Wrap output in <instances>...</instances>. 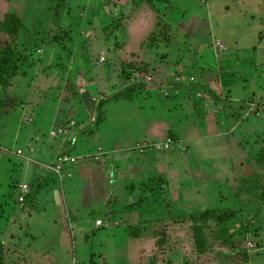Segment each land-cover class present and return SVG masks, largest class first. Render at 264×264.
<instances>
[{
  "label": "rangeland",
  "instance_id": "1",
  "mask_svg": "<svg viewBox=\"0 0 264 264\" xmlns=\"http://www.w3.org/2000/svg\"><path fill=\"white\" fill-rule=\"evenodd\" d=\"M172 7L184 14L169 16L166 11ZM173 39H181L177 51L183 67L197 78L205 74L208 80L204 90L221 99L225 92L221 86V62L216 60L213 43L220 42L231 52L227 66L237 71L238 77L247 76L241 73V65L246 62L242 64L238 52H249L260 42L264 48V0H0V61L8 59L6 64L0 63V264L26 263L22 250L11 254V249L16 248L5 242L16 232L21 246L31 250L39 245L44 249L41 258L45 262H102L106 228L99 207L96 167L103 161L98 159V153L94 154L96 145H90L77 160L70 152L86 141L87 133L105 123L106 101L101 99L109 93L115 91L109 95L112 102L120 96L128 100L137 91L143 99L148 89L160 91L159 85L178 75L172 62L168 63L170 70L161 68L167 58L175 57L173 49L163 46ZM146 76L151 80L147 81ZM261 89L260 96L255 95L258 91L246 93L248 112L231 116L221 135L201 132L194 143L182 142L189 144V150L212 153L224 167L228 162L245 163L242 176V169L235 171V185L230 181L221 186L223 197L227 199L229 195V200L223 208L207 215L197 231V243L193 229L197 221L189 213L184 226L162 224L159 220L128 224L130 228L124 229L128 236L139 235L154 250L169 248L173 251L168 255L172 264L246 262L248 222L257 216L264 196V86ZM86 97L92 102H87ZM83 111L94 113L95 118L92 128L85 132L69 126V120L80 119ZM96 117L99 125H95ZM217 117L214 115V119ZM58 118H67L62 128L69 131L65 133L70 141L59 148L54 159L49 158L47 166L27 164L29 148L45 145L49 132L60 126ZM205 121L210 125L214 120L207 116ZM235 123L237 126L231 129ZM57 131L51 135H60L65 141L64 133ZM168 137L173 138L170 134ZM182 143L172 144L171 148L178 151ZM78 163L83 170L76 169ZM57 165L60 170L72 168L76 176L88 172L85 179L78 177L84 181L78 194L80 203L74 204L79 206L78 217L67 215L74 210L70 202L57 205L52 198V188L58 181L51 172ZM224 170L228 174L229 170ZM152 175L153 184L162 185L161 176ZM15 180L30 187L31 193L23 203L17 202ZM246 206L250 207L248 215H243L242 208ZM96 220L101 221L100 227L95 225ZM178 232L184 236H178ZM196 245L203 251L200 255L196 254ZM120 257L119 264H129ZM146 258L142 257V263H169L167 258L159 261L163 258L158 254L149 257L152 261Z\"/></svg>",
  "mask_w": 264,
  "mask_h": 264
},
{
  "label": "crops",
  "instance_id": "2",
  "mask_svg": "<svg viewBox=\"0 0 264 264\" xmlns=\"http://www.w3.org/2000/svg\"><path fill=\"white\" fill-rule=\"evenodd\" d=\"M207 11L212 13L210 9ZM166 13L175 18L184 14L175 7L167 9ZM201 25L203 26L200 28L202 27L203 30V21H201ZM176 39L171 40L167 45L163 44L167 49H173L175 57L174 59L167 58L166 63L162 64L161 68L170 70L168 63L172 62L174 71H178L176 73L178 75L174 74L176 77L168 78L167 81L159 85L161 86L160 91L148 89L143 94L145 96L143 99L142 94L137 91L132 92L128 100H123L122 96L118 97L113 101V104L109 95L114 94L115 91L109 93L107 98L101 99V101H106L103 106L106 115L105 123L93 132L87 133L86 141L77 144L74 152H70L72 158L77 160L81 158L79 155L83 151H88L90 145L91 147L96 145L94 154L98 153V159L103 161L100 167H96L100 180L99 207H101L100 213L104 216L103 226L106 228L103 235L105 240L103 260L98 264H119L121 262L120 255L124 257L126 263L133 264L132 261H134V264H144L142 257H147L149 262L152 261L149 260V257L154 254L163 258L159 261L164 262L162 260L167 258L169 262L170 257L168 255L173 254V251L169 248L154 250L149 242H142L138 238L139 235L128 236L124 230L126 226L132 223L138 225L143 221L152 222L155 220H159L162 224H178L177 227L183 224L184 226V222H187L188 213L193 216L206 210L213 212L223 208L229 200V195L225 196L227 199L223 197L224 188L221 186L229 184L230 181L232 184H236L234 174L238 168L239 170L242 169L240 175H243L244 162H228L224 167L220 164L221 160L214 159L212 153L198 152L195 148L189 150L190 146L187 143H194L201 132L213 136L221 135L222 129L231 121V116H240L243 110L244 114L248 112L249 104L245 99L246 93L252 94L253 91H258L255 95L260 96L262 94L261 85L264 86V74L261 73V70L264 69V62H262L264 61L263 44L259 41L260 45L251 51L238 52L242 64L246 62L244 66L241 65V73L247 75L238 77L237 71L227 66L231 52L227 51L226 46H223L222 43H213L216 60L219 64L221 62L220 68L223 76L221 86L225 91L222 92V98L217 99L204 90V84L208 80L205 74L201 75L199 79L183 67L184 62L177 51L182 43L181 39ZM234 55L236 56L237 53ZM152 85L156 86L155 83ZM223 93H226V96ZM86 99L87 102H92V99L89 101L87 97ZM124 104L127 106L124 107ZM111 105L115 107H110ZM220 110L221 114L218 115ZM83 113L80 119L69 120V126H76L77 129L84 130V132L90 130L92 128L91 122L95 120L94 113L92 114L90 111H83ZM214 115L219 116V118L214 119ZM207 116H211L214 120L211 121L212 124L210 123V125L209 122L205 121ZM66 119L58 118L60 126L58 125L56 128L62 131L66 130L62 128V123H65ZM235 126L237 123L231 129ZM55 131L49 132V138H47L45 145H41L38 149L29 148L27 164L35 163L37 166H47V162L54 159L59 148L70 141L67 140L68 135L66 133H64L65 141L60 135L53 137L51 133L55 135ZM66 132L69 131L66 130ZM169 134L173 136V138L170 137V147L167 150L158 149L157 147L160 148ZM185 140L187 143L183 144L182 142ZM177 142L183 144L178 151L171 148L172 144ZM144 143L150 147L139 150ZM130 146L133 150L130 149ZM65 169L57 170L55 166V170H53L55 172H51L56 178L55 180L58 181V185L52 188V191L58 192L59 202L53 200L57 205H65V203L70 202L69 207L72 206L74 210L67 215L74 214L78 217L79 206H74V204L80 203L78 194L80 195L79 191L83 181L79 180L78 177L85 179L88 172L85 174L84 171V173L81 172L76 176L72 168ZM76 169L83 170V165L78 163ZM224 169L229 170L228 174H225ZM21 173L22 171L18 174ZM38 173L37 171L35 175ZM152 173L161 176L162 185L153 184ZM127 182H132L134 185L128 187ZM107 185L109 189L106 187ZM225 191L228 192L227 189ZM76 194L77 196H75ZM260 200L257 216L248 222L249 242L244 264H264V196ZM249 208V206L243 207L242 214L248 215ZM98 221L100 224H97ZM95 225L100 227L101 221L96 220ZM37 229L34 227L33 230L37 232ZM166 232L165 240L168 241L169 230ZM181 235L184 236L178 232V236ZM18 237L16 232L5 240L6 243L16 248V250L11 249V254L17 253V249L18 251L22 250L20 253L27 258L25 264H51V262H45L41 258L44 249H39V245H34L31 250L27 249L26 246H21ZM32 238L35 240L37 237L33 235ZM162 242L161 245L164 244L163 239ZM47 246L48 244L45 247ZM196 254L200 255L197 250ZM172 263L169 262L168 264Z\"/></svg>",
  "mask_w": 264,
  "mask_h": 264
},
{
  "label": "built area",
  "instance_id": "3",
  "mask_svg": "<svg viewBox=\"0 0 264 264\" xmlns=\"http://www.w3.org/2000/svg\"><path fill=\"white\" fill-rule=\"evenodd\" d=\"M146 80L147 81H150L151 80V77L150 76H146ZM59 133H65L66 130L62 131V130H59L58 131ZM170 143H171V138H167L165 139V141L163 142V144L159 147H157L158 149L160 150H167L169 147H170ZM150 147V145H148L147 143H144L143 146H141L139 148V150H142L143 148H148ZM20 153V151H18ZM64 161L68 160L67 157H64L63 158ZM56 169L59 170L60 169V165H57L56 166ZM16 191L18 193V197H17V202L18 203H23L24 200L26 199V197H28V195L31 193L30 191V187L25 184V183H18L17 186H16ZM97 224H100V222L98 221Z\"/></svg>",
  "mask_w": 264,
  "mask_h": 264
},
{
  "label": "trees",
  "instance_id": "4",
  "mask_svg": "<svg viewBox=\"0 0 264 264\" xmlns=\"http://www.w3.org/2000/svg\"><path fill=\"white\" fill-rule=\"evenodd\" d=\"M7 60L8 59H3L2 61H0V63H4V64H6L7 63ZM6 84V83H5ZM100 124V122H99V120H98V118H97V121L95 122V125H99ZM17 181L15 180V186H17V183H16ZM15 186H14V188H15ZM30 195V194H29ZM28 195V196H29ZM27 198V197H26ZM210 213H212V211H209V210H206V211H203V212H201V213H197V214H195V215H193V218H195V220L197 221V223H195L194 225H193V229H194V239H195V241H196V243H197V231H200L201 230V224L208 218L207 217V215L208 214H210ZM195 231H196V233H195ZM196 249H197V252L199 253V252H203L200 248H198V246L196 245ZM0 255L2 256V253H1V251H0Z\"/></svg>",
  "mask_w": 264,
  "mask_h": 264
},
{
  "label": "water",
  "instance_id": "5",
  "mask_svg": "<svg viewBox=\"0 0 264 264\" xmlns=\"http://www.w3.org/2000/svg\"><path fill=\"white\" fill-rule=\"evenodd\" d=\"M54 199L56 202H59V196L57 191H54Z\"/></svg>",
  "mask_w": 264,
  "mask_h": 264
}]
</instances>
